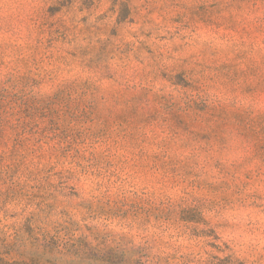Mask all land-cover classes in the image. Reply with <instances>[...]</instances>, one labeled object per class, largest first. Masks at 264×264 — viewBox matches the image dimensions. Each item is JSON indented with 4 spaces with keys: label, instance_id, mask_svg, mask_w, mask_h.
Here are the masks:
<instances>
[{
    "label": "rangeland",
    "instance_id": "obj_1",
    "mask_svg": "<svg viewBox=\"0 0 264 264\" xmlns=\"http://www.w3.org/2000/svg\"><path fill=\"white\" fill-rule=\"evenodd\" d=\"M0 264H264V0H0Z\"/></svg>",
    "mask_w": 264,
    "mask_h": 264
}]
</instances>
